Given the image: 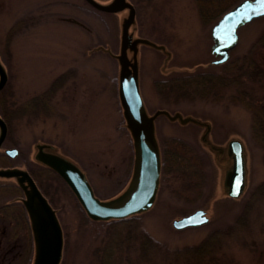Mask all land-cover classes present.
Wrapping results in <instances>:
<instances>
[{
  "label": "rangeland",
  "instance_id": "obj_1",
  "mask_svg": "<svg viewBox=\"0 0 264 264\" xmlns=\"http://www.w3.org/2000/svg\"><path fill=\"white\" fill-rule=\"evenodd\" d=\"M106 4L110 0H96ZM135 7L133 39L147 40L128 57L138 65L139 87L148 114L164 109L182 115L185 124L160 115L155 135L162 156L157 199L136 216L140 229L166 251L193 249L216 232L218 241L199 264H264V147L253 134V117L247 94L227 84L207 97L164 95L160 83L197 72L215 77L238 72L244 58L264 66V16L238 31L239 42L226 65L212 63L211 29L222 10L240 0H129ZM231 8V7H230ZM207 12L203 19L201 11ZM127 11L107 13L85 0H0V60L8 73L0 94V111L10 119L0 151V167L30 170L57 212L64 235L61 264H101L108 227L86 217L67 185L35 160L37 143L54 145L85 174L96 197L110 200L127 188L134 164V148L125 126L118 96L120 27ZM218 16V17H217ZM217 17V18H216ZM59 83L42 106H28L50 85ZM247 89L264 97V79ZM243 97V98H242ZM28 106V107H27ZM26 108L17 116L14 111ZM210 126L207 150L199 135ZM243 145L247 190L238 199L225 194L230 168L226 146ZM16 148L11 158L4 150ZM178 159L174 161L175 155ZM221 155V156H220ZM217 157V158H216ZM186 158L185 165L180 162ZM163 162V161H162ZM24 194L14 180L0 179V205L11 208L0 217V264H20L32 257ZM251 216L236 232L245 207ZM196 209L207 211L209 222L177 230L173 221ZM9 214L10 218L7 216ZM234 233V234H233ZM212 244V243H209ZM135 251V252H134ZM136 249L124 250L117 264H194L162 255L139 257ZM13 262V263H10ZM27 263V262H26Z\"/></svg>",
  "mask_w": 264,
  "mask_h": 264
},
{
  "label": "water",
  "instance_id": "obj_2",
  "mask_svg": "<svg viewBox=\"0 0 264 264\" xmlns=\"http://www.w3.org/2000/svg\"><path fill=\"white\" fill-rule=\"evenodd\" d=\"M85 1L102 12L127 11L125 18L121 19L120 52L116 58L120 67L118 96L125 126L131 134L134 148V164L130 182L126 190L118 197L100 200L94 194L80 168L69 161L68 157L57 153L54 145L41 142L42 146H39L37 143L34 147L36 149L34 157L39 164L52 170L64 181L91 221L106 222L139 216L154 205L163 164L161 148L155 135V119L164 115L167 119L178 120L183 124L187 121L183 120L178 112L171 115L166 110L159 109L149 115L145 108L139 87L138 65L134 58L128 57V50L135 53L140 42L149 44L147 40L133 39L129 32L135 24L134 5L129 0H110L106 4L96 0ZM263 16L264 0H240L225 11L211 29L213 40L211 54L214 56L212 63L215 65L226 63L238 45V30ZM7 82V69L0 60V92ZM203 127L206 129L199 135L202 146L207 150H219L220 148L218 149L213 143H208L211 127L208 125ZM7 134L8 125L0 115V151ZM224 151L230 159V168L224 184L225 194L232 199H238L244 195L248 185L245 177L243 145L238 140H232ZM4 152L11 158L18 155L16 148H8ZM0 179L14 180L24 194V197L19 200L27 213L32 233L33 255L30 264H61L64 247L63 230L57 212L32 175L28 170L19 167H0ZM208 222L207 211L196 209L188 215L175 219L172 225L175 229L182 230L205 225Z\"/></svg>",
  "mask_w": 264,
  "mask_h": 264
},
{
  "label": "trees",
  "instance_id": "obj_3",
  "mask_svg": "<svg viewBox=\"0 0 264 264\" xmlns=\"http://www.w3.org/2000/svg\"><path fill=\"white\" fill-rule=\"evenodd\" d=\"M230 7L223 9L221 14H219L218 16L220 17L225 11L230 9ZM204 12L205 14H207L206 10L201 11L203 19H205L206 17V15H204ZM258 40L259 41L257 42L259 44L264 45V33L261 35V37ZM226 63L224 64L226 65ZM224 68H229V66L226 65L224 66ZM238 68L239 69L237 70L240 71L231 72L220 77L219 76L215 77L214 74L210 75L206 72L199 73L197 71L191 74L190 76L173 77L167 79L163 83H160L161 88L159 89L164 95L169 97L175 96L178 98V97H186L192 95L195 97L197 96L204 98L209 96L210 94H213L215 91L219 90L220 88L225 87L227 84L234 85V87L240 91V94H247L249 97V100L246 102L247 103L246 106L252 112L253 128H254L253 134L255 135V138H258L260 142H262V146L264 147V97L256 98L255 97L256 93L255 92L252 93V91H249L247 87H245V85H247V83L245 82L246 79L249 80L248 84L251 85L260 82L261 79H264V66L260 65L258 62L248 57L243 59L241 66H239ZM58 84L59 83L57 82V80H55L41 96L32 98V100L29 101L30 104L28 106L41 107L45 97L51 96ZM5 89L6 87L0 92V94ZM27 107L25 108L20 107L19 109H16V111L14 112L18 116L19 115L18 113H20L21 111H25ZM0 114L9 127L10 119H8V117L5 115L4 112L0 111ZM171 154L175 155L174 161H176L178 159V157H176V154L174 152H172ZM162 161L165 164L170 161L169 158L167 159L165 151L163 152ZM183 162L184 161H181L180 163L183 164ZM46 169L52 175L55 174L57 177H59L52 170L48 168ZM31 174L33 175L35 180L40 184L36 176H34L32 172ZM259 187L264 192V183L259 185ZM11 205L12 204L8 202L1 204L0 215L4 216L5 212H8L9 209L11 208ZM249 209L250 207L246 205L245 209L243 210L240 216L241 218L240 221L236 223V225L228 229L227 231L228 234H231L232 232H236L238 228L244 224H245L244 227H246L245 219L246 217L249 218L251 216V212ZM7 216L10 218L9 214H7ZM135 217L136 216H132L121 220H111V221L102 222L108 227V229H107L106 243L104 247L101 248V251L99 250L97 252L99 253L97 255L101 264H117L116 260L121 257L123 251L124 250L129 251V249L132 250L136 249V254L139 257H143V258L162 255L167 259L170 258L175 261H179V260H183V258L191 259L190 257H192V259H195L192 260V263L199 264L201 263L202 259L196 260V258H199L201 256L203 257L206 253L210 252L214 243L218 241V236L216 232H219L220 230L211 233L199 245H197L193 249L166 251L156 242H154L150 236L144 233L143 230L140 229V225ZM24 222L26 224L28 223L29 225L30 240L32 243L31 248L33 252V239H32V233H31L28 217L24 219ZM31 260L32 257H29V260L25 261V264H30Z\"/></svg>",
  "mask_w": 264,
  "mask_h": 264
},
{
  "label": "flooded vegetation",
  "instance_id": "obj_4",
  "mask_svg": "<svg viewBox=\"0 0 264 264\" xmlns=\"http://www.w3.org/2000/svg\"><path fill=\"white\" fill-rule=\"evenodd\" d=\"M6 87V86H5ZM8 130H9V127H8ZM182 161H184L183 162V165H185V161H186V158H184ZM29 173L31 174V171L29 170ZM32 175V174H31ZM32 177H33V175H32ZM34 178V177H33ZM34 180H35V178H34ZM35 182H36V180H35ZM37 183V182H36ZM41 190V189H40ZM42 191V190H41ZM42 193L48 198V196H47V194L46 193H44L43 191H42ZM48 200H50V199H48ZM49 202H51V201H49ZM0 217H3V215H0ZM10 263H13V262H10ZM20 264H25V257L23 256V255H21L20 256Z\"/></svg>",
  "mask_w": 264,
  "mask_h": 264
}]
</instances>
